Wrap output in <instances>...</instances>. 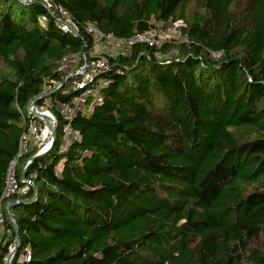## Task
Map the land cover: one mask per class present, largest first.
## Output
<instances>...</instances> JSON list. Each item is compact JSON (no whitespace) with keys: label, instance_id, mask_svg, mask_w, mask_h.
Listing matches in <instances>:
<instances>
[{"label":"trees","instance_id":"1","mask_svg":"<svg viewBox=\"0 0 264 264\" xmlns=\"http://www.w3.org/2000/svg\"><path fill=\"white\" fill-rule=\"evenodd\" d=\"M41 1L0 0V199L31 101L47 81L49 101L78 96L57 68L91 47L88 25L128 39L178 19L187 42L107 59L102 102L69 123L79 140L61 152L58 119L34 186L3 201L17 231L6 219L0 264L17 237L12 264L24 248V264H264V0H46L77 36L39 25Z\"/></svg>","mask_w":264,"mask_h":264},{"label":"built area","instance_id":"2","mask_svg":"<svg viewBox=\"0 0 264 264\" xmlns=\"http://www.w3.org/2000/svg\"><path fill=\"white\" fill-rule=\"evenodd\" d=\"M23 4H29L36 0H20ZM42 5L47 10V16L38 18L39 25L46 24L48 18L53 19L55 25L61 32L77 36L78 27L71 19L70 15L60 6L52 7L46 0L41 1ZM181 27L182 32L186 25L179 21L174 22ZM87 34L91 38L92 45L87 51L79 54H70L65 56L57 71L62 75V78L72 79L73 87L78 91V96L72 99L69 103H60L50 100L52 110L41 112L37 109L35 102L28 105V115L32 118L26 128V131L21 137L18 151L14 161L10 164L6 177L5 186L0 199V247L5 243V236L9 234V229L5 227V221H14L8 210L9 205L5 208V213L2 208L3 201L11 199L14 196H25L29 187L34 184L31 178H25L24 172L32 161V157H42L47 154L54 144L53 127H58V119H61L63 125L60 129L62 142L60 151L64 152L68 146L79 140V133L71 129L69 123L74 115L80 111L89 112L94 105H99L102 102L101 91L108 87L109 81L103 77L109 71L108 58L116 56H125L130 49L136 44H145L149 47L156 46L159 43L155 38V32L149 31L145 34H136L131 38H117L111 34H102L93 25H88L85 28ZM187 42L186 36L183 38ZM165 59L170 58L165 56ZM47 87L57 90L60 84L55 81H47ZM54 90V91H55ZM53 91V92H54ZM86 104L88 105L86 108ZM44 116H38L37 114ZM32 156L23 161L20 165V176H16L17 165L25 155ZM10 218V220H9ZM12 226V225H11ZM18 244V242H16ZM16 244V246H17ZM16 246L8 247V256L4 258V264H9ZM31 259V253L28 248H24L22 254L17 259V264L28 263Z\"/></svg>","mask_w":264,"mask_h":264},{"label":"rangeland","instance_id":"3","mask_svg":"<svg viewBox=\"0 0 264 264\" xmlns=\"http://www.w3.org/2000/svg\"><path fill=\"white\" fill-rule=\"evenodd\" d=\"M197 9H198L197 3H196V1H193L188 7V10H189L188 12L192 15L197 11ZM176 21H179V20L175 19L173 22H171V24H169L167 26H159L158 27V29L155 31L154 34H155L156 40L159 43L165 42V41H175L178 43L184 42L183 38H184L185 34H184V32H182L181 27L174 24V22H176ZM181 22H183L186 25L185 21H181ZM10 75L11 74H10L9 70H7L0 63V76H10ZM54 90L55 89H52L50 87H46L44 93L42 94V98L44 99V104L41 107H37V109L39 111L44 112V111L52 110V107L50 106V101L48 98L53 94ZM57 90H55V91H57ZM55 133H56V127H55ZM19 166H17V167L19 168Z\"/></svg>","mask_w":264,"mask_h":264},{"label":"water","instance_id":"4","mask_svg":"<svg viewBox=\"0 0 264 264\" xmlns=\"http://www.w3.org/2000/svg\"><path fill=\"white\" fill-rule=\"evenodd\" d=\"M35 102V99L34 100H32L31 101V103L33 104ZM38 116H44V115H41V114H37ZM44 118L45 119H47V117L46 116H44ZM53 130V137H55V135H56V133H55V126L52 128ZM36 158H38V157H32V160H35ZM35 189V188H34ZM37 197V193H36V190H35V197L33 198V199H31L30 201H28V202H22V201H17V202H13V203H19V204H30V203H32L33 202V200L35 199ZM9 207H10V205H9ZM9 207H8V209H9ZM9 220H10V218H9ZM10 222H11V225H12V227L16 230L17 229V226H16V223L14 222V221H12V220H10ZM17 231V230H16ZM17 242H18V237H17ZM18 250H19V245L17 244V246H16V248H15V250H14V253H13V255H12V258H11V260H10V263L9 264H12L13 263V261L15 260V257H16V255H17V253H18Z\"/></svg>","mask_w":264,"mask_h":264}]
</instances>
